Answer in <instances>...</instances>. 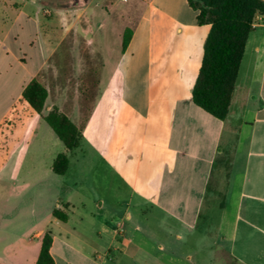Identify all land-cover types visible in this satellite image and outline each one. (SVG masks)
Wrapping results in <instances>:
<instances>
[{
    "label": "crops",
    "instance_id": "0c3cea01",
    "mask_svg": "<svg viewBox=\"0 0 264 264\" xmlns=\"http://www.w3.org/2000/svg\"><path fill=\"white\" fill-rule=\"evenodd\" d=\"M39 2L68 16L60 0H4L0 7L4 53L9 39L36 50L16 56L19 71L0 57V126L61 47L54 38L76 25L43 30ZM89 2L81 0L75 23L95 16ZM100 11L110 23L96 47L111 60L107 83L80 125L67 172L56 175L51 163L43 179L54 202L50 215L58 208L68 216L50 221L62 232H52L55 264H219L222 255L264 264L261 18L248 37L229 113L219 120L193 101L210 25H199L188 0H129L118 19L105 6ZM126 29L131 39L122 51ZM87 31L78 30L80 41L70 45L80 46ZM53 107L71 116L55 103L47 111ZM47 230L33 235L40 247Z\"/></svg>",
    "mask_w": 264,
    "mask_h": 264
},
{
    "label": "rangeland",
    "instance_id": "374dc122",
    "mask_svg": "<svg viewBox=\"0 0 264 264\" xmlns=\"http://www.w3.org/2000/svg\"><path fill=\"white\" fill-rule=\"evenodd\" d=\"M3 1L0 0V7ZM60 1V6L67 10L64 11L67 17H56L58 11L50 4L39 2L43 30L76 24L66 38L62 39L60 35L54 38L55 42H63L56 54L47 59L50 50H46L47 62L37 76L49 92L43 115L48 112L47 106L55 103L69 113L75 123L82 125L111 71L107 50H96L99 47L98 37L110 26L107 14L100 11V6H105L111 17L118 19L129 0H89V7L95 10V16H85L77 23L75 20L81 0ZM48 23L50 25H46ZM83 27H87L88 31L82 34V46L77 44L72 47V42L80 41L77 31ZM2 39L0 27V43ZM118 41L117 37L112 38L110 44L116 45ZM9 43L11 49L7 55L4 51L8 50L0 44V57L8 58L13 70L19 71L16 56L24 52L36 53V50L26 46L19 48L10 39ZM42 55L41 50L38 56ZM5 119L0 126V264H27L39 252L40 240L33 236L37 231L47 228L57 235L62 233L50 224L53 218L49 207L54 202L49 198L52 192L48 190L44 176L59 153L70 157L72 152L75 154L77 151H68L42 116L34 113L24 102H17ZM218 261L219 264H237L225 255L220 256Z\"/></svg>",
    "mask_w": 264,
    "mask_h": 264
},
{
    "label": "trees",
    "instance_id": "16d2710c",
    "mask_svg": "<svg viewBox=\"0 0 264 264\" xmlns=\"http://www.w3.org/2000/svg\"><path fill=\"white\" fill-rule=\"evenodd\" d=\"M188 3L199 12V25H210L201 68L193 89V101L213 117L224 120L229 113L248 37L259 17L264 25V1L188 0ZM130 39L131 31L126 29L122 51L127 48ZM48 97L47 88L38 78H33L24 87L18 102L26 103L34 113L41 115L68 151L78 148L82 139V126L57 107L43 115ZM15 107L16 104L12 110ZM51 167L56 175H64L69 167L68 155L58 154ZM52 216L62 222L68 220L67 214L58 208L53 210ZM52 243V231L47 230L42 238L36 264H55L51 255Z\"/></svg>",
    "mask_w": 264,
    "mask_h": 264
},
{
    "label": "built area",
    "instance_id": "2783aa9c",
    "mask_svg": "<svg viewBox=\"0 0 264 264\" xmlns=\"http://www.w3.org/2000/svg\"><path fill=\"white\" fill-rule=\"evenodd\" d=\"M256 23H257V22H256ZM256 23L254 24V26L256 25ZM118 229H119V228H118ZM118 229H117V232H119V233H120V232H121V230H120V229L118 230Z\"/></svg>",
    "mask_w": 264,
    "mask_h": 264
}]
</instances>
